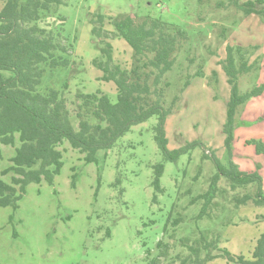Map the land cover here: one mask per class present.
<instances>
[{
  "label": "rangeland",
  "instance_id": "rangeland-1",
  "mask_svg": "<svg viewBox=\"0 0 264 264\" xmlns=\"http://www.w3.org/2000/svg\"><path fill=\"white\" fill-rule=\"evenodd\" d=\"M230 1L65 0L59 6L55 17L64 20L61 28L74 45L72 63L68 68L47 70L39 88L42 93L62 90L68 83L65 92L73 116L78 93L100 92L116 102V85L103 81V71L94 64L106 58L99 40L92 36L93 22L98 16L104 17V29L113 34L110 18L135 14L161 19L180 26L190 38L178 55L174 71L167 76L172 84L169 100L178 93L187 74L194 75L199 65L205 73L204 78L191 80L181 96L180 108L169 117L168 147L175 150L201 141L206 150L197 147L175 163L165 162L154 137L156 117L133 127L112 150L98 152L94 163H86L85 155L65 141L59 148L64 166L54 184H31L17 209L0 208V264H146L148 251L154 252L163 238L171 212L174 219L183 216V223L176 229L177 239H195L198 229L218 232L221 248L252 259L264 233V207L249 203L236 209L234 203V198L252 192L251 187L232 189L222 178L207 210L211 218L196 220L204 204L189 205L194 197L209 190L216 172L212 161L204 160V153L228 164L223 127L231 88L221 66L228 45L259 47L252 61L260 56L261 69L240 78V92L264 85V19L244 17L229 5ZM219 3L226 7L218 8ZM57 23L49 19L46 24L54 27ZM223 28L228 30L227 39L222 37ZM108 41L113 48V63L129 70L133 63L131 46L120 37ZM214 71L217 84L212 82ZM0 74L10 75L4 71ZM237 123L232 162L243 171L261 165L264 174V158L253 156L242 145L243 138L264 137V95L240 107ZM19 145L18 139L15 147L0 144V178L6 183H11L13 173H1L12 165L10 159ZM158 163L165 165L161 178L164 193H157L152 185L153 166ZM117 181L120 184L114 187ZM182 253L186 255L184 250ZM208 264L235 263L218 258Z\"/></svg>",
  "mask_w": 264,
  "mask_h": 264
},
{
  "label": "trees",
  "instance_id": "trees-1",
  "mask_svg": "<svg viewBox=\"0 0 264 264\" xmlns=\"http://www.w3.org/2000/svg\"><path fill=\"white\" fill-rule=\"evenodd\" d=\"M0 2V71L10 73L9 76L0 74V144L15 147L17 139L20 143L10 159L12 165L1 173L2 176L13 173V176L11 183L0 178V208L17 209L31 184H54L64 166L59 148L65 141L85 155L86 163H94L98 152L112 150L133 127L156 117L154 137L165 162L175 163L197 147L205 152L206 147L201 141L189 142L175 150L168 147L166 124L169 117L180 108L181 96L190 87L191 80L205 77L204 69L199 65L194 75L185 76L178 93L169 100L172 84L167 76L174 71L179 53L190 41L180 26L152 16L139 18L129 14L110 18V25L114 28L111 34L103 27L106 19L98 16V20L93 22L92 36L99 40L98 45H101L100 51L106 61L97 59L94 64L103 71V81L116 85L117 101L112 102L108 95L100 92L78 93L73 116L65 92L68 83L62 90L50 89L45 93L39 90L47 70L68 68L72 63L70 58L74 45L61 28L64 20L55 17L65 0ZM229 5L237 8L244 17L256 15L264 19V0L244 3L231 0ZM217 7L224 8L226 4L219 3ZM49 19L57 20L58 26H48ZM227 31L222 29L221 36L225 39ZM115 37L124 39L133 49V63L129 70L113 63V48L108 40ZM258 49L228 45L226 59L221 62L231 88L227 121L223 127L228 164H223L214 154L208 156L204 153V160H211L216 172L209 190L194 197L189 204H204L196 220L212 217L207 210L213 204L222 178L230 182L232 189L252 188V192L234 198L236 209L249 203L264 207L261 165L243 171L232 162L231 156L240 107L264 95V85L240 92V78L261 69L260 56L252 61ZM190 62L194 64L195 60L190 59ZM217 75L214 71L212 82L215 84ZM243 141L242 145L249 149L250 154L264 158V137L243 138ZM153 168L152 185L157 193H164L161 178L165 165L158 163ZM119 184L117 181L113 186ZM123 193L124 190L121 191ZM182 223V215L174 219L172 212L169 214L163 238L158 241L154 252L148 251L146 264H208L218 258L235 264H264V233L257 241L252 259L247 260L221 248L218 232L198 229L195 239H177L176 229Z\"/></svg>",
  "mask_w": 264,
  "mask_h": 264
}]
</instances>
